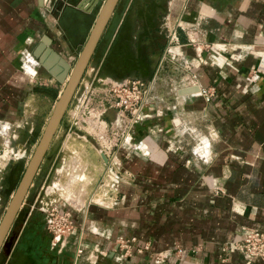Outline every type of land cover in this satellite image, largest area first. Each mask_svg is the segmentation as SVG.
<instances>
[{
	"label": "crops",
	"instance_id": "crops-1",
	"mask_svg": "<svg viewBox=\"0 0 264 264\" xmlns=\"http://www.w3.org/2000/svg\"><path fill=\"white\" fill-rule=\"evenodd\" d=\"M102 2L0 0V148L21 133L35 139L34 82L62 83L33 57L34 47L46 34L53 50L75 61ZM153 6L118 0L88 64L107 79L155 77L151 117L135 125L136 143L111 151L100 134L101 166L114 156L102 185L112 196L81 208L80 230L62 248L30 210L0 264H152L147 254L124 258L116 243L123 238L149 242V255L168 251L161 264H264L230 249L241 227L264 231V0H185L164 47ZM173 29L177 61L166 53ZM75 159L86 176L94 162ZM72 175L49 191L68 187L73 197ZM40 195L36 189L32 202Z\"/></svg>",
	"mask_w": 264,
	"mask_h": 264
},
{
	"label": "rangeland",
	"instance_id": "rangeland-1",
	"mask_svg": "<svg viewBox=\"0 0 264 264\" xmlns=\"http://www.w3.org/2000/svg\"><path fill=\"white\" fill-rule=\"evenodd\" d=\"M146 1L148 4L154 5L152 9H154L155 12L160 13L161 21L158 24H161L160 26L163 30L158 39V45L164 47L166 43L165 41L167 40L166 34L164 35V33H167V35L169 34V28L174 25L173 20L178 13L173 12L174 7L176 8V2H178L180 8L185 0H181V3L179 0ZM74 62L75 61L70 62V65L72 66ZM93 62L94 61L92 60L87 67L86 72L83 74L81 78L82 82L80 80L81 84H78L39 169L32 180L26 195L25 209L22 208L15 217L10 228V233L7 237L8 243L9 241H12V238L10 240V237L16 234L17 225L25 219V217H23V219H21V217L25 214L27 215L30 210L35 214L36 218H39L44 226L48 219L49 210L58 208L59 214L69 212L70 220L75 226L74 232L72 233V235H74L81 227L78 222L79 220L75 216H81L82 207H84V205L90 200L94 201L93 199H95V201H99V197L102 193L109 191L108 196H112L110 194L112 191L110 187H102L104 182L103 179L106 175L105 172L107 171V164L101 166V160L98 156L100 144L99 138L100 134L104 133L111 146V151H113L120 145L119 137L125 126H123V124L119 126L115 123L116 111L114 108L107 109L113 101L109 92V81L114 79H107L101 74L100 70L98 71ZM86 83L88 85L86 99L83 103H79L78 100L80 99V93L83 92ZM34 85L35 87H38L37 94L29 98L30 104L28 112L33 113L32 117L37 119L38 123H40L35 139H29L26 141V135L21 133L19 139L12 140L10 138L12 141L9 142V140H7V146L3 149L2 147L0 148V160L2 159L3 162L0 170V218L9 201L10 195L16 187L24 171L25 165L35 148L43 127L53 109L57 95L64 87V83L57 84L52 80L51 82H34ZM155 117H160L159 113H157ZM99 120H104L106 122L105 128L103 125L101 126ZM28 121L29 119H27V122ZM144 134H146V131L144 133L141 132V135H137V139L141 140ZM131 143L134 144L136 142L133 141ZM130 148L132 149V147ZM21 150H24L23 154H20ZM4 153L5 156L3 157ZM75 157H80L83 166L86 159L90 160L88 158H91V161L97 164V168L95 169V167H93L95 165L94 163L91 168L89 166L85 171L86 178L82 171L83 169L79 170L81 164L79 163V160L75 159ZM111 158L112 155L110 154L108 159ZM70 166L71 168H69ZM59 170L61 171L59 172ZM69 173H73V178L70 180V182H72L71 187H69L70 191L73 188V197L69 196L68 187L67 189H54L49 191V188L54 185L55 181L58 180L62 183L69 181ZM89 177L90 180H88ZM36 189L41 192V195L38 201L33 203L32 196ZM77 238L79 241V237ZM126 240L127 238H123L116 242L118 246L117 250L124 258H132L136 254H147V257H149L152 264H161L163 262L154 261L156 253H150L149 255L150 248L143 253L134 252L133 245L135 248H138L135 242L132 245L130 254H128L126 249L121 246L123 244L121 241L126 242ZM9 246L10 245L8 244L5 249H8ZM78 246L79 245L76 246L75 253H72L74 257H78L76 253ZM2 251L5 253L3 254ZM6 253V250L1 249L0 261L5 259ZM177 255H180L179 250H177ZM169 256L170 255H168V258Z\"/></svg>",
	"mask_w": 264,
	"mask_h": 264
},
{
	"label": "water",
	"instance_id": "water-1",
	"mask_svg": "<svg viewBox=\"0 0 264 264\" xmlns=\"http://www.w3.org/2000/svg\"><path fill=\"white\" fill-rule=\"evenodd\" d=\"M117 2L118 0H103L89 30L88 36L72 66L52 49V40L46 34L41 37L39 43L32 51L33 57H35L58 81L64 83V87L57 95L53 109L43 127L35 148L0 218V250H6L8 253L11 244L15 241V234L10 237V240L12 238L13 242L9 241L8 243L7 241L10 228L18 212L25 206L26 195L32 180L39 169L74 92L86 71L97 42ZM76 7L78 9H83V3L76 5ZM8 244L10 245L9 248L5 249Z\"/></svg>",
	"mask_w": 264,
	"mask_h": 264
},
{
	"label": "built area",
	"instance_id": "built-area-1",
	"mask_svg": "<svg viewBox=\"0 0 264 264\" xmlns=\"http://www.w3.org/2000/svg\"><path fill=\"white\" fill-rule=\"evenodd\" d=\"M176 43L177 36L175 29H173L169 36L166 53H168V55L170 54L171 58L175 61L179 59V53L172 52L171 47H176ZM154 81L155 77L149 81L138 78H123L109 81V92L113 101L108 108H114L116 111L115 123L119 126L122 124L125 126L119 137L120 145L126 141L128 145H132L131 140L133 139L135 125L151 117L149 106L151 105ZM80 99L78 102L83 103L86 99V91L80 93ZM113 160L114 156H112L111 159L107 158L106 164L108 172H111L110 165ZM1 167L0 165V170ZM45 224L44 227L46 231L51 235L52 245H58L59 248L65 245L67 237L72 235L75 228L73 222L70 220V213L64 212L63 214H59L58 208H53L48 211V219ZM121 242L123 243L121 246L130 254L135 239L132 238L126 240V242ZM149 248V242H145L138 248H135L133 245L134 252L136 251L139 253L148 251ZM230 249L237 251L246 261L255 259L264 261V231L251 227H241L236 237L232 240ZM76 253L77 255L81 253L80 246H78ZM168 255L169 253H167V251L159 254L156 253L154 261L162 262L168 258Z\"/></svg>",
	"mask_w": 264,
	"mask_h": 264
},
{
	"label": "bare ground",
	"instance_id": "bare-ground-1",
	"mask_svg": "<svg viewBox=\"0 0 264 264\" xmlns=\"http://www.w3.org/2000/svg\"><path fill=\"white\" fill-rule=\"evenodd\" d=\"M174 1V0H173ZM178 1V0H177ZM180 1V3H181V0H179ZM83 8H84V6H83ZM180 8H181V6H180ZM180 8H179V6H178V2H176V8L174 7V10L176 11V12H178L179 10H180ZM70 63V62H69ZM104 129V128H103ZM102 129V130H103ZM127 142V141H126ZM128 143V142H127Z\"/></svg>",
	"mask_w": 264,
	"mask_h": 264
},
{
	"label": "flooded vegetation",
	"instance_id": "flooded-vegetation-1",
	"mask_svg": "<svg viewBox=\"0 0 264 264\" xmlns=\"http://www.w3.org/2000/svg\"><path fill=\"white\" fill-rule=\"evenodd\" d=\"M5 156V153H4V155H3V157ZM1 161H2V159H1ZM2 164H3V162H2Z\"/></svg>",
	"mask_w": 264,
	"mask_h": 264
}]
</instances>
